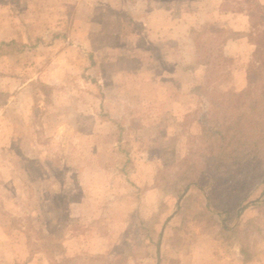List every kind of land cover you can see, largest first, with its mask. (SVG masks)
I'll use <instances>...</instances> for the list:
<instances>
[{"label":"rangeland","instance_id":"1","mask_svg":"<svg viewBox=\"0 0 264 264\" xmlns=\"http://www.w3.org/2000/svg\"><path fill=\"white\" fill-rule=\"evenodd\" d=\"M154 7L0 0V39L19 43L0 54V264H223L237 237L264 250V155L203 166V126L247 86L192 91L211 70L191 29L164 46Z\"/></svg>","mask_w":264,"mask_h":264},{"label":"trees","instance_id":"2","mask_svg":"<svg viewBox=\"0 0 264 264\" xmlns=\"http://www.w3.org/2000/svg\"><path fill=\"white\" fill-rule=\"evenodd\" d=\"M249 2L251 3L250 18L256 33L249 35L250 41L255 44V50L247 69L248 96L244 103L236 102L233 105L234 102H227L228 105H232L225 110V116H221L220 119L215 118L210 128L203 126L205 131L208 130L206 132L208 137L205 139L208 152L206 155H210L205 158L203 166L206 168L208 165L219 164L216 161H224L233 155H241L240 159H244L246 157L244 155H264V28H261L264 24V5L257 0H249ZM194 33L197 62L210 68L211 73L204 83L195 85L192 91L198 93L197 91L204 90L206 93L211 88L212 90L226 88L229 96L236 97L237 94L239 96L234 87L229 86L227 89L226 85L232 81L233 59L224 54L226 39L224 29L208 23L200 30H194ZM54 36H59V33H55ZM15 46L14 49L18 48V45ZM4 47H9L8 43L1 42L0 54L6 52ZM196 172L192 171L189 183L196 181L198 176ZM207 185L210 188L209 184H203L202 188ZM222 211L226 212L225 209Z\"/></svg>","mask_w":264,"mask_h":264},{"label":"crops","instance_id":"3","mask_svg":"<svg viewBox=\"0 0 264 264\" xmlns=\"http://www.w3.org/2000/svg\"><path fill=\"white\" fill-rule=\"evenodd\" d=\"M157 1L158 0H155V7L151 8V14L157 15L154 24L157 26L162 25L163 29H165V31L160 34L162 36L160 40H163V44L166 46V48H168L172 42V40L167 35H171L174 30H176L175 28H180L184 31L191 29L193 36H189V38L191 39L194 48V30H200L203 25L208 23L219 29H224L226 37L224 42V54L233 59V65L231 67V86L237 91L247 86L248 64H250L253 52L255 50V44L250 41L249 35L251 33H256V28L253 26L250 18L251 3L249 0H185L191 3L190 8H181L177 9L178 11L173 12V9L169 10V8H167L169 6L166 5V7L163 6V8H161V11L164 10L163 13H158L160 9L159 7L162 3ZM257 1L264 5V0ZM155 8L156 11H153ZM174 15L180 17V20L177 23H174V21L171 20ZM159 16L161 19H158ZM0 28H2V30L5 29V27L2 26H0ZM12 31L14 32L13 29ZM154 31L157 33L158 28L152 27L150 33L153 34ZM1 42L8 43V45L12 48L15 45H19L14 35L10 36L8 39H0V43ZM148 43L146 46H148L149 49L153 48V44H151V46L148 45ZM143 45H145V43ZM1 56L6 57L7 55ZM240 71L244 72L245 74V82L241 85H239L237 82V76ZM219 261H223V264H264V250L258 251L256 253L253 250L252 245H249L248 238L238 239L237 237L234 239V242H232L230 249H226Z\"/></svg>","mask_w":264,"mask_h":264}]
</instances>
